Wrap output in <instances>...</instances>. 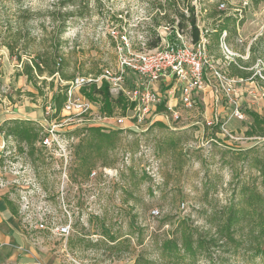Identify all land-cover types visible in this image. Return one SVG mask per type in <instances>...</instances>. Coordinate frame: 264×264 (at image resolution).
I'll return each mask as SVG.
<instances>
[{"label": "rangeland", "instance_id": "rangeland-1", "mask_svg": "<svg viewBox=\"0 0 264 264\" xmlns=\"http://www.w3.org/2000/svg\"><path fill=\"white\" fill-rule=\"evenodd\" d=\"M178 3L184 12L190 6L198 11L196 24L208 32V54L217 66L233 78H238L232 75L238 70L249 74L236 87L244 119L230 118L232 107L220 96L216 100L211 90L198 95L192 109L177 104V119L163 113L140 126L127 120L123 126L105 128L97 121L73 118L65 127L75 139L72 162L65 171L59 159L37 143L34 155H29L25 144L2 135L0 175L18 208L25 198L33 218L44 210L48 224L70 223L67 238L50 231H28L44 264H134L137 257L142 258L141 264H146L143 260L169 264L159 259L158 248L176 222L184 220L200 231L213 232L208 218L238 204L242 185L257 188L264 196L263 178L254 166V160L264 161V137L247 135L251 112L264 120V0ZM159 4L164 0H0V116L47 126L59 116H46L45 111L65 80L58 75L53 80L44 77L46 83L38 84L42 91L37 93L24 76H18L21 64L30 63L36 54H50L69 79L113 69L116 53L106 33L110 24H122L134 43L141 35L147 42L155 41L164 35L163 27L171 26V20L174 25L178 21L171 11L164 18ZM219 4L224 7L219 9ZM226 17L235 19L228 24L226 40L234 54L231 64L223 60L213 31ZM188 30L183 32L188 34ZM132 80L130 76L129 86ZM167 88L162 82L154 86L162 96ZM132 107L124 113L114 108L111 116H128ZM96 108L102 113L98 102ZM22 110L30 114L29 119L17 117ZM215 113L221 123L226 122L227 133L206 125ZM90 128L121 130L120 140L108 152L111 164L96 161L91 170L96 171L94 176L86 175L76 157ZM153 210L158 213L152 214ZM103 231L122 241L129 238L128 251L109 250ZM80 238L85 240L81 244ZM253 240L247 237L240 247L227 246L216 251L212 261L202 257L196 264H264L251 249Z\"/></svg>", "mask_w": 264, "mask_h": 264}, {"label": "built area", "instance_id": "built-area-1", "mask_svg": "<svg viewBox=\"0 0 264 264\" xmlns=\"http://www.w3.org/2000/svg\"><path fill=\"white\" fill-rule=\"evenodd\" d=\"M224 4H219L222 9ZM197 14L198 11L195 10ZM199 29V39L193 42L191 37L179 31L175 27H163L164 35L157 36L158 44L148 47L147 38L139 36L138 42L134 43L129 31L120 23H111L107 28V35L114 45L116 64L113 69H104L97 75L76 76L64 82L65 100L62 104L59 116L47 126H42L38 146L50 155L57 157L61 162V170L65 171L70 166L74 154L73 144L75 139L67 135L65 127L73 118L86 122L97 121L101 127H109L110 124L123 126L124 121L130 120L131 125L140 126L153 116L172 113V117L178 118L175 108L180 104L186 109H192L196 105L198 95L206 91L214 92V98L226 101L232 107L230 118L243 120L236 100V87L243 80L230 77L222 68H219L208 54V40L206 30ZM160 37V38H159ZM227 32L223 31L218 40L222 58L228 64L235 63L233 53L228 47ZM206 72H209V77ZM57 76V75H55ZM132 83L129 86V77ZM165 83L168 88L165 96L154 89L157 83ZM103 83L108 86V92L115 98L122 97L130 105L132 110L128 116L112 117L99 112L96 102L88 100L82 95L81 90L95 86L99 88ZM264 97V93L262 94ZM163 105L164 110L159 107ZM97 110V113H94ZM54 106L46 108L45 115H55ZM57 114V113H56ZM171 115V114H170ZM94 116V119L91 117ZM225 123L218 119V113L213 114L206 125L219 127L220 134L227 133ZM229 135V134H227ZM106 169H103L105 171ZM96 171L91 172L94 176ZM0 186H6V182L0 177ZM48 212L40 211L33 218L28 214V201L25 198L19 204L18 218L23 230L50 231L57 236L67 238L70 233V223L55 224L47 223ZM153 210L152 214H157Z\"/></svg>", "mask_w": 264, "mask_h": 264}, {"label": "trees", "instance_id": "trees-1", "mask_svg": "<svg viewBox=\"0 0 264 264\" xmlns=\"http://www.w3.org/2000/svg\"><path fill=\"white\" fill-rule=\"evenodd\" d=\"M163 17L168 18V12L171 11L178 17L176 25L175 20H171V27L177 28L179 31H184L187 27L188 35L193 42L199 39V29L196 24L195 9L193 6L187 7L185 12L179 8L178 0H164V4H159ZM235 22V19L226 17L222 25L214 28V33L217 41L223 31L227 32L228 24ZM208 33V32H207ZM207 33L205 36H207ZM159 42L158 37L155 41L148 42V47L153 48ZM10 53V48L7 47ZM12 53V52H11ZM63 67L59 62H56L55 57L50 54L45 56L36 54L31 58L30 63H22L21 70L18 76H24L27 84L31 85L37 93H41L42 89L39 83H46L44 77L53 78L58 75L59 79L70 80L62 73ZM241 79L249 78V74L238 70L232 74ZM43 78V79H41ZM72 79V78H71ZM52 86V83H50ZM53 87V86H52ZM82 95L90 101L98 102L101 106V112L111 116L114 108L119 107L124 113L130 104L122 97L112 98L108 92V86L103 83L99 88L95 86L84 88L81 90ZM28 95H33L28 93ZM65 100V87L58 89L52 94L51 101L59 113L62 104ZM162 109V106L159 107ZM252 124L247 131L248 136L264 137V120L254 112L250 113ZM42 128L34 126L28 120H7L0 125V133L4 138H14L18 144H25L28 148L27 153L34 155L35 144L39 141ZM121 130H112L104 132L100 128H90L87 130L86 136L80 141L76 150V157L86 172V175L91 173L96 161H102L103 166H109L111 162L107 161L108 152L113 150L120 140ZM257 173L262 176L264 183V161L261 163L258 159L254 160ZM5 203L11 208L13 215H18V210L12 207L9 200ZM208 224L212 226L213 232L200 231L198 227L188 224L184 220L176 222L167 238L163 239L159 244L158 257L161 261L169 264H196L198 259L206 257L212 261V255L221 249L229 246L235 249L241 246L245 238H253L254 244L252 251L255 256L264 259V196L257 188H250L249 185H242L240 188L238 204H230L216 216L215 214L208 218ZM164 223V222H162ZM246 231V232H245ZM103 236L110 243L106 246L112 251H128L130 245L129 238H123V241L114 235H108L103 231ZM263 238L261 242L260 239ZM80 238L78 241L81 244L85 240ZM259 239V240H258ZM70 247L74 242L69 241ZM102 241H99L100 244ZM91 246V244H89ZM94 246H97L94 244ZM123 247V248H122ZM122 249V250H121ZM140 257H137L134 264H141ZM146 264H153L152 260H143Z\"/></svg>", "mask_w": 264, "mask_h": 264}, {"label": "crops", "instance_id": "crops-1", "mask_svg": "<svg viewBox=\"0 0 264 264\" xmlns=\"http://www.w3.org/2000/svg\"><path fill=\"white\" fill-rule=\"evenodd\" d=\"M17 115L20 119L30 118V114L23 110ZM14 119L17 118L0 116V125ZM4 142L5 139L0 133V161ZM5 200H9L12 207L19 209L7 187L0 186V264H44L43 255L37 251L36 242L23 230L19 218L13 215Z\"/></svg>", "mask_w": 264, "mask_h": 264}]
</instances>
